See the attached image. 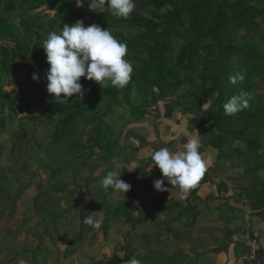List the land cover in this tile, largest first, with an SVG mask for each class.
Returning <instances> with one entry per match:
<instances>
[{"label": "trees", "instance_id": "obj_1", "mask_svg": "<svg viewBox=\"0 0 264 264\" xmlns=\"http://www.w3.org/2000/svg\"><path fill=\"white\" fill-rule=\"evenodd\" d=\"M81 3L78 7L77 0H0V135L8 121L29 110L31 102L49 96L50 66L42 48L48 35L83 21L116 30L112 35L127 45L126 58L134 64L131 81L117 89L81 78L82 98L104 101L106 109L101 112L80 100L53 99L42 118L53 127L48 139L54 146H71L85 120L93 138L89 159L115 162L125 153V140L138 144L137 150L147 145L146 135L125 138L124 133L148 128V114L162 112L170 101L176 113L192 117L189 125L208 137L212 150L232 144L239 159L261 150V136L250 138L249 131H264V102L255 97L264 84V0H134L128 19L114 17L107 6L103 12L90 11V0ZM15 12L17 24L11 18ZM85 12L90 13L88 19L83 18ZM20 70L32 90L5 93L7 80ZM238 73L244 79L230 83L229 77ZM34 74L39 82L32 79ZM241 91L250 95L249 106L226 115L224 104ZM25 136L24 130L15 135L12 150ZM263 168L256 164L254 173ZM124 261L114 258L109 264Z\"/></svg>", "mask_w": 264, "mask_h": 264}, {"label": "crops", "instance_id": "obj_2", "mask_svg": "<svg viewBox=\"0 0 264 264\" xmlns=\"http://www.w3.org/2000/svg\"><path fill=\"white\" fill-rule=\"evenodd\" d=\"M166 108L162 111L165 115L159 118L152 114L155 120L149 119L148 128L124 133L125 138H141L139 133L147 137V145L139 150L134 141L122 143L123 154L132 160L119 161L120 178L131 185L130 191L114 196L111 190H104L101 200L89 199L85 207L101 221L103 228L107 218L103 213L113 212V218L109 217L107 222L106 239L98 238L101 227L90 226L86 237L80 239L84 213L69 221L65 218V224L59 225L70 236L54 243L51 235H41V251L49 254L40 264H109L114 258L126 263L133 256L141 264H264V187L249 188L253 177L245 173L244 159L237 157L234 145L212 150L208 137L189 125L191 116L177 113L173 120L172 111ZM159 127L167 131L166 136L155 135ZM194 135L205 140L198 141L199 145L205 144L199 150H203L208 161L204 178L186 200L179 199L178 190L166 179L164 187L171 192L157 191L154 181L163 176L157 166L150 168L153 152L159 147L176 150L195 139ZM256 174L264 181V168ZM99 201L102 203L97 204Z\"/></svg>", "mask_w": 264, "mask_h": 264}, {"label": "rangeland", "instance_id": "obj_3", "mask_svg": "<svg viewBox=\"0 0 264 264\" xmlns=\"http://www.w3.org/2000/svg\"><path fill=\"white\" fill-rule=\"evenodd\" d=\"M89 16L90 13L85 12L83 18L88 19ZM11 18L16 24L18 23L16 12L11 14ZM119 31H124V29ZM110 32L113 34L116 30ZM127 60L134 65L130 59ZM11 79H8L5 84V93H10L16 88L32 90L31 83L25 79L22 70L16 72L12 82ZM255 97L264 102V84L255 93ZM61 98L67 102L80 100L82 103L98 106L100 112L106 109L104 101L92 103L91 100L81 98L78 94L72 97L62 96ZM53 99H55L54 95H49L43 96L41 101L31 102L29 110L24 111L13 121H8L5 132L0 135V264L43 263L45 256L49 253L41 250L34 253L37 248H41V235L44 236L45 233L51 235L50 238L54 243L59 238L67 239L70 236L67 235L68 231L59 225L65 224V218L69 221V218H78L81 213H84V217L93 216V212L85 208L89 199L90 202L101 200L100 193H105L100 181L109 171L118 170L121 174V165L118 163L127 158V155L121 154L116 160L117 162H108L107 164H102L96 158L89 159L93 138L91 133L86 130L89 129V126L85 128V124H87L85 120L83 128L80 125L77 130L79 137L71 142V146L66 147L63 144L54 146L48 139L53 127L47 126L42 118L44 110L51 107ZM167 102L168 104L163 106L164 110L165 107L167 110H171L173 116L170 118L174 120L177 113L169 107L170 101ZM208 106L205 105V108ZM150 113V115L148 114L149 117H146V122L151 118L155 120L154 114H158L156 118L163 114L160 109ZM119 128L117 127L118 130ZM158 129L155 135L159 133L158 138H162L167 131L164 132L163 127ZM23 130L26 132L25 140H18L20 144L12 150L11 143L15 135H22ZM249 135H252L250 138L261 136L262 148L259 152L245 156L246 166L243 168H245V173H250L251 170V174L248 175L253 177V180L249 182V188L260 190L264 187V181L253 172H255L256 164L262 163L264 166V131H249ZM193 137L197 141H205L197 135ZM204 146V143H200L199 148H204ZM199 151L203 150L200 149ZM203 153V158L206 160V154ZM252 154L261 156L257 158ZM126 160L129 163L132 159L129 157ZM116 165L119 166L118 169H116ZM101 203L99 201L97 204ZM108 205L109 201H107L106 206ZM81 208L84 209L81 210ZM109 210L115 211L117 209L110 208ZM103 214L107 218H103L106 220L104 228L101 224L102 232L98 236L100 241L106 239L108 234L107 222L109 217L113 218L114 216L113 212L109 215ZM43 216H45V226L42 223ZM44 227H46V231H44ZM87 228L88 225L84 224L83 235L80 239L86 237Z\"/></svg>", "mask_w": 264, "mask_h": 264}, {"label": "clouds", "instance_id": "obj_4", "mask_svg": "<svg viewBox=\"0 0 264 264\" xmlns=\"http://www.w3.org/2000/svg\"><path fill=\"white\" fill-rule=\"evenodd\" d=\"M81 0H77V6H83ZM107 6L111 14L116 18L128 19L135 8L134 0H90L89 10L100 12ZM46 53L47 63L50 66L46 73L47 92L54 95L56 101L66 102L61 97H72L79 94L83 97V86L80 83L82 77L88 81H95L102 85L124 89L131 81L133 72L132 64L126 59L127 45L118 41L109 29H102L99 25L85 26L83 21L75 25H65L59 34L53 31L44 41L42 47ZM39 82V76H32ZM241 74L229 77L232 84L243 80ZM251 99L248 93L241 91L233 95L224 104L226 115H235L249 106ZM153 164L162 173L163 179L154 181L157 191H170L164 187L165 179L178 190L180 200H186L190 192L195 189L207 172V164L199 151V143L196 139H190L176 150L167 147L157 148L152 156ZM115 163V162H114ZM116 165V169H118ZM118 170H112L100 181L103 189L112 194L126 195L131 185L123 181ZM171 192V191H170ZM83 223L99 229L101 221L93 216H85ZM126 264H141L135 256Z\"/></svg>", "mask_w": 264, "mask_h": 264}]
</instances>
